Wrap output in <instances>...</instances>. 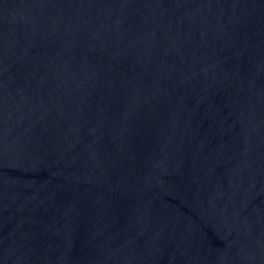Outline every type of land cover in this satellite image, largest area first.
<instances>
[{
    "label": "water",
    "instance_id": "1",
    "mask_svg": "<svg viewBox=\"0 0 264 264\" xmlns=\"http://www.w3.org/2000/svg\"><path fill=\"white\" fill-rule=\"evenodd\" d=\"M0 264H264V0H0Z\"/></svg>",
    "mask_w": 264,
    "mask_h": 264
}]
</instances>
